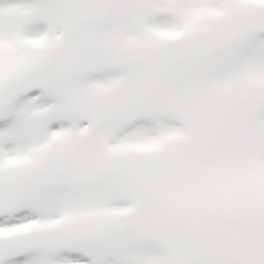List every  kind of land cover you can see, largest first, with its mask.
<instances>
[{"label": "snow or ice", "instance_id": "6c2138e0", "mask_svg": "<svg viewBox=\"0 0 264 264\" xmlns=\"http://www.w3.org/2000/svg\"><path fill=\"white\" fill-rule=\"evenodd\" d=\"M0 264H264V0H0Z\"/></svg>", "mask_w": 264, "mask_h": 264}]
</instances>
